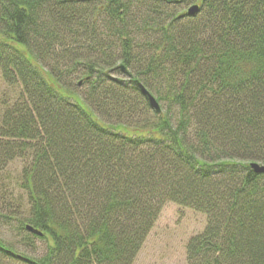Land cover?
I'll use <instances>...</instances> for the list:
<instances>
[{"label":"trees","instance_id":"obj_1","mask_svg":"<svg viewBox=\"0 0 264 264\" xmlns=\"http://www.w3.org/2000/svg\"><path fill=\"white\" fill-rule=\"evenodd\" d=\"M0 72V219L47 243L0 257L132 264L174 202L188 264H264V0H0Z\"/></svg>","mask_w":264,"mask_h":264},{"label":"rangeland","instance_id":"obj_2","mask_svg":"<svg viewBox=\"0 0 264 264\" xmlns=\"http://www.w3.org/2000/svg\"><path fill=\"white\" fill-rule=\"evenodd\" d=\"M190 5H192V2L185 6V11ZM111 75L120 78L126 77L116 71H113ZM73 84L76 86L77 81H73ZM84 88V86H76L74 91L82 96ZM15 94L16 90L3 80L0 72V101L4 97L13 99ZM82 103L84 102L82 101ZM97 115L103 122H114V120ZM21 167L22 161L14 160L9 164L7 171L15 179ZM10 189H12V184ZM15 196H17L16 190L14 191ZM20 200L23 205L26 204L24 193L20 194ZM12 203V200H10V204ZM205 224L206 217L203 213L174 202L166 203L148 232L132 264H188L186 244L190 237L204 229ZM22 235L24 233L17 229V222L14 219H0V239L4 242L12 244L20 252L37 258L42 257L46 253V240L33 238V243L22 244ZM0 264L22 263L0 257Z\"/></svg>","mask_w":264,"mask_h":264},{"label":"water","instance_id":"obj_3","mask_svg":"<svg viewBox=\"0 0 264 264\" xmlns=\"http://www.w3.org/2000/svg\"><path fill=\"white\" fill-rule=\"evenodd\" d=\"M198 11V5L197 4H193L191 5L188 10H187V13L188 14H195L196 12ZM142 90L143 92L147 93L148 96H149V100H150V104L151 106L157 111V112H160L161 108L158 104V102L155 100V98L148 93V91L142 86ZM250 166L256 171V172H261L263 173L264 172V164H260L258 162H251L250 163ZM29 231L35 233V234H38L40 235L41 234V231L38 230L37 228H34L32 227L31 225H27L26 227Z\"/></svg>","mask_w":264,"mask_h":264}]
</instances>
